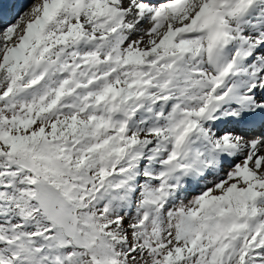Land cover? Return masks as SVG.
Wrapping results in <instances>:
<instances>
[{"label":"snow or ice","instance_id":"1","mask_svg":"<svg viewBox=\"0 0 264 264\" xmlns=\"http://www.w3.org/2000/svg\"><path fill=\"white\" fill-rule=\"evenodd\" d=\"M16 6L0 264H264V0Z\"/></svg>","mask_w":264,"mask_h":264},{"label":"bare ground","instance_id":"2","mask_svg":"<svg viewBox=\"0 0 264 264\" xmlns=\"http://www.w3.org/2000/svg\"><path fill=\"white\" fill-rule=\"evenodd\" d=\"M4 1L5 5L4 7L11 1V0H0V4H2V2ZM2 6L0 5V12H3L2 10ZM4 13V12H3ZM5 14V13H4ZM7 15V14H6Z\"/></svg>","mask_w":264,"mask_h":264},{"label":"rangeland","instance_id":"3","mask_svg":"<svg viewBox=\"0 0 264 264\" xmlns=\"http://www.w3.org/2000/svg\"><path fill=\"white\" fill-rule=\"evenodd\" d=\"M30 2H31V1H30ZM13 11H14V14H15V13L17 12V8H14ZM12 16H14V15H12Z\"/></svg>","mask_w":264,"mask_h":264}]
</instances>
